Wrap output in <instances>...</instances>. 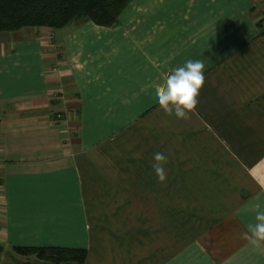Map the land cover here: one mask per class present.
<instances>
[{"label": "crops", "instance_id": "0c3cea01", "mask_svg": "<svg viewBox=\"0 0 264 264\" xmlns=\"http://www.w3.org/2000/svg\"><path fill=\"white\" fill-rule=\"evenodd\" d=\"M188 60V119L154 85ZM167 156L159 183L153 155ZM264 0H132L118 24L0 32V264H264ZM8 250L5 253V250Z\"/></svg>", "mask_w": 264, "mask_h": 264}, {"label": "trees", "instance_id": "16d2710c", "mask_svg": "<svg viewBox=\"0 0 264 264\" xmlns=\"http://www.w3.org/2000/svg\"><path fill=\"white\" fill-rule=\"evenodd\" d=\"M132 0H0V32L24 27L62 28L75 20L115 26ZM15 264H84L87 251L62 247H13Z\"/></svg>", "mask_w": 264, "mask_h": 264}, {"label": "clouds", "instance_id": "9594fccd", "mask_svg": "<svg viewBox=\"0 0 264 264\" xmlns=\"http://www.w3.org/2000/svg\"><path fill=\"white\" fill-rule=\"evenodd\" d=\"M204 63L202 60H188L183 66L176 67L171 73L162 77L163 83L154 85L156 101L165 115L177 119H188L198 104L200 90L205 83ZM152 168L159 183L167 180L164 165L168 158L161 152L153 155ZM255 223L249 224L241 238L256 245L264 241V211H258Z\"/></svg>", "mask_w": 264, "mask_h": 264}, {"label": "water", "instance_id": "95a60500", "mask_svg": "<svg viewBox=\"0 0 264 264\" xmlns=\"http://www.w3.org/2000/svg\"><path fill=\"white\" fill-rule=\"evenodd\" d=\"M3 249V246L0 244V251Z\"/></svg>", "mask_w": 264, "mask_h": 264}, {"label": "rangeland", "instance_id": "374dc122", "mask_svg": "<svg viewBox=\"0 0 264 264\" xmlns=\"http://www.w3.org/2000/svg\"><path fill=\"white\" fill-rule=\"evenodd\" d=\"M7 252H8V250L6 249V250H5V253H7Z\"/></svg>", "mask_w": 264, "mask_h": 264}]
</instances>
